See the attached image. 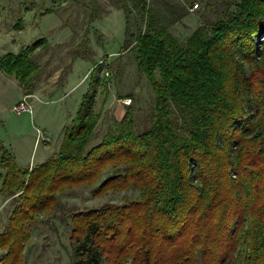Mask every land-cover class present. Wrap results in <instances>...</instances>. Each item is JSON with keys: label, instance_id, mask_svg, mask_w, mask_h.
<instances>
[{"label": "trees", "instance_id": "trees-1", "mask_svg": "<svg viewBox=\"0 0 264 264\" xmlns=\"http://www.w3.org/2000/svg\"><path fill=\"white\" fill-rule=\"evenodd\" d=\"M121 1L127 30L131 15L136 23L121 51L133 49L152 82V125L136 131L127 112L119 131L88 148L97 75L53 156L21 168L9 154L3 189L15 206L0 264H25L32 224L59 206L57 193L96 183L109 166L93 194H140L69 213L70 264H264V0H234L185 40L150 0ZM45 42L0 57L27 94Z\"/></svg>", "mask_w": 264, "mask_h": 264}, {"label": "rangeland", "instance_id": "rangeland-1", "mask_svg": "<svg viewBox=\"0 0 264 264\" xmlns=\"http://www.w3.org/2000/svg\"><path fill=\"white\" fill-rule=\"evenodd\" d=\"M150 1L182 40L200 23L235 6L234 0ZM121 2L0 0V57L46 39L45 47L32 54L39 67L31 77L35 85L31 94L15 74L0 65V231L8 225L15 206L9 190L3 189L9 154L21 168H33L53 156L95 76L102 80L97 85L94 111L98 117L88 148L106 134L119 131V121L127 112L136 131L151 127L155 91L148 75L140 70L135 51H121L125 38L136 31L134 15L127 30ZM23 98L29 100L32 110L18 113L14 105ZM111 171L109 166L94 184H75L57 193L59 206L43 211L41 219L32 224L24 249L25 264H70L72 211L139 196L138 186L93 194V188ZM4 252L0 248V257Z\"/></svg>", "mask_w": 264, "mask_h": 264}, {"label": "built area", "instance_id": "built-area-1", "mask_svg": "<svg viewBox=\"0 0 264 264\" xmlns=\"http://www.w3.org/2000/svg\"><path fill=\"white\" fill-rule=\"evenodd\" d=\"M14 109L20 113L22 111L32 110L31 103L27 98H23L17 104L14 105Z\"/></svg>", "mask_w": 264, "mask_h": 264}]
</instances>
